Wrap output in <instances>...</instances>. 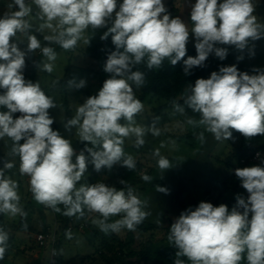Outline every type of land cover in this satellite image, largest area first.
Instances as JSON below:
<instances>
[{"label":"clouds","instance_id":"clouds-1","mask_svg":"<svg viewBox=\"0 0 264 264\" xmlns=\"http://www.w3.org/2000/svg\"><path fill=\"white\" fill-rule=\"evenodd\" d=\"M33 3L45 21L40 30L48 28L55 33L44 39L65 50L74 48L89 26L97 29L111 22L101 36L105 40L111 35L116 48L104 65L111 78L67 121L66 127H75L81 142L92 145L76 154L70 141L51 128L49 109L56 107L53 99L41 90L39 83L25 79V53L10 43L17 32H26L31 27L24 19L31 13V7L25 0H14L19 10L0 18V89H3L0 107L7 109L0 111V138L7 136L14 141L13 152L20 157V172L30 177V190L37 202L57 212L60 211L57 205L63 204V214L69 217L77 214L82 217L87 208L100 215L93 223L105 232L135 230L148 213L144 210L146 202L131 188L125 192L104 183L76 186L88 163L96 171L111 169L117 163L134 169V159L123 151L124 138L135 137L134 143L139 147L145 143L147 131L159 135L154 126L145 129L135 125L134 117L142 111L143 104L135 97L129 81L142 86L144 74L133 71V67L145 57L149 69L159 68L165 58L175 66L186 56L191 33L196 40L197 55L183 59L188 74L193 67L202 66L213 52L221 60L226 58L227 49L216 45L244 50L250 41L264 38V24L257 23L252 0H195L190 5L191 30L179 16L167 13L163 0H122L119 4L117 0H33ZM52 21L57 22L55 26ZM40 47L37 37L30 35L28 51ZM42 51L49 60H55L52 48L43 47ZM44 69L51 72L52 65L45 64ZM85 83L69 81L77 89ZM185 103L201 114L198 122L189 119L188 123L205 126L217 140L230 139L231 130L246 138L264 135V71L250 75L239 72L235 65L221 67L209 78L197 79ZM16 113L20 115L14 117ZM121 120L127 123L122 124ZM21 140L24 142L20 143ZM154 154L159 156L157 163L161 170L171 167L159 150ZM4 167L10 169L13 164L6 163ZM235 175L248 192L247 199L238 196L231 211L224 204L201 202L195 210L181 213L171 225L169 235V241L179 250L177 257L186 256L192 264H238L241 253L247 250L248 264H264V167L237 168ZM143 179L152 178L145 175ZM16 188L17 184L0 170V212L23 214L18 207L20 197ZM157 191L167 194L168 190L157 187ZM120 214L123 215L119 220L108 223L110 217ZM6 240L7 234L0 230V245H5ZM4 251L0 246V258ZM174 264L183 261L176 259Z\"/></svg>","mask_w":264,"mask_h":264},{"label":"rangeland","instance_id":"rangeland-1","mask_svg":"<svg viewBox=\"0 0 264 264\" xmlns=\"http://www.w3.org/2000/svg\"><path fill=\"white\" fill-rule=\"evenodd\" d=\"M117 2L118 4L122 3V0H117ZM25 3L32 9L31 13L24 17L31 27L26 32H17L10 43H15L17 47L25 53V67L23 69L25 79L33 83H39L41 90L44 91L47 96L51 97L56 105V107L49 109V115L53 119L51 128L54 131H58L63 138L68 139L75 153L79 154L81 151H84L86 147H92V145L90 142H81L77 129L75 127H66V124L68 120L75 116L77 108L82 105L88 97L97 95L104 81L111 78V74L104 71V66L99 59L93 58L85 53L90 41L96 43L101 40V36L107 32L108 27L111 26V22H109L107 27L97 29H93L89 26L82 33L81 39L77 41L76 46L72 49L65 50L59 44L54 42L50 43L44 39L45 36L54 35L55 33L52 29L48 28H44L41 31L40 26L45 21L41 19L39 8L33 3V0H25ZM163 3L165 8L173 3L175 5L179 4V17L187 24L189 30H191L193 25L190 19V5L194 4L195 0H163ZM252 3L254 6L256 5L254 0H252ZM257 8L258 13L253 12V15L257 18V23L264 24L262 19L264 17V7L258 5ZM17 10L19 9L18 6L14 5V0H0V18H3L6 13ZM52 23L55 26L57 22L52 21ZM30 35H35L41 44V47L33 52L28 51L27 48L28 37ZM86 41H89V43H86ZM258 41L259 40L250 41L249 45L244 50H238L235 46L230 45H216V47L227 49L226 58L221 60L214 52L209 54V66L203 78H209L214 71L219 72L221 67L233 65H235L237 69L241 66L242 68L238 70L241 73H248L250 75L256 74L254 68L250 66L249 63L246 64V62H249L254 53L260 52ZM195 43V37L190 33L189 41L186 46L195 47ZM262 43H264V38ZM43 47H50L54 50L56 55L55 60H49L43 54ZM39 51L42 52L40 55L38 53ZM45 64L52 65L51 72L44 69ZM261 64L256 68H262L263 66ZM80 80L86 82L85 86L82 88L77 89L69 85V81L79 82ZM129 84L131 83L129 82ZM0 94H3V89H0ZM134 94L135 97H137V94ZM166 102L167 100L165 98L149 96L142 103V111L136 114L137 117L134 118L135 125L144 127L145 129L154 126L159 129V135H153L152 132L147 131L144 136L145 143L139 147L134 143L135 137L124 138L122 147L125 156H131L134 161H140L142 163L141 168L135 174H133V169L130 170L126 167L129 174L124 179V182L128 184L136 182L138 185L142 186L141 181L143 177L152 169L155 171L157 169L158 173L165 176H171L176 173L174 170L176 171L177 169L179 172L185 170L187 174L189 171L198 167L204 156H209V162L214 167L224 168L225 174L236 177L235 166H237L239 160L237 155L239 147L241 145L251 144L255 142L256 139L253 137L246 138L236 130H231L232 137L230 139L221 138L217 140L211 132L206 131L205 126L189 124L188 120L190 118L187 117L183 111H179L176 106L172 105L161 109V106L166 104ZM0 111H7V109L0 107ZM19 115V113H16L14 117ZM191 120L198 122L200 119L191 118ZM120 123L126 124L127 121L121 120ZM201 133H203L202 139ZM23 142V140L20 141V143ZM13 147L14 141L11 138L7 136L0 138V170L4 171L6 178L11 179L17 184L16 191L20 197L18 207L21 208V210H23L24 205H28L31 199L34 201V205L26 209L29 213L26 223L36 228L32 233L26 230L18 231L12 229V233L18 238L17 242L22 245L21 248H24V246L33 247L32 252L20 253L19 256L21 259L19 264H35L41 252L42 258L40 264H54L55 260L53 256L57 252V248L48 245L47 248L42 249L38 246L36 238L41 232L45 233L42 229L43 225L47 226L50 233L55 231L57 237L61 236L62 232L59 227V221H57L53 211L50 210L52 209L51 207L39 203L34 199L30 190V177L21 174L20 157L13 152ZM156 150H159L160 156L170 161V168L161 170L158 167L157 162L159 156L154 154ZM85 155L87 156L88 153L86 152ZM74 161L75 157H73V162ZM226 162H229L232 166L227 167ZM6 163H12L13 167L10 169L5 168L4 165ZM257 165L264 167V160L259 159L255 163L249 162L245 165L243 164L241 168ZM112 170L113 168H102L101 176L95 178L92 184L104 183L107 186H114L123 181V179L116 175L113 177ZM95 172L94 165L88 163L86 172L76 186L79 187L81 184H90V177H92ZM236 180L240 181L237 177ZM202 191L203 189L201 187L197 188L199 196L204 199ZM137 194L138 193H136V195ZM225 196L231 197L232 193L228 191ZM177 198L174 206L176 209H179L182 197L178 194ZM229 201L231 200L225 201L223 198L219 199L217 202L213 200H204V202H209L213 204V206H219L221 204L227 205L228 209L231 211L236 204H231ZM39 210L45 217V220ZM90 216L93 217V221L99 219L94 212H91L89 217ZM20 218L21 213L13 215L6 212L5 220L11 223L18 224ZM111 219L118 220L119 218H117V216H112ZM92 228L98 229L99 237L102 233L110 234L114 232H105L94 223ZM92 228L77 227L63 234L59 251L63 256L64 264H70V259L72 257H84L85 255L95 252V247L90 245L88 241ZM115 233L122 236L124 231L121 228L119 231H115Z\"/></svg>","mask_w":264,"mask_h":264},{"label":"trees","instance_id":"trees-1","mask_svg":"<svg viewBox=\"0 0 264 264\" xmlns=\"http://www.w3.org/2000/svg\"><path fill=\"white\" fill-rule=\"evenodd\" d=\"M254 1L256 4L254 6V12L258 13L257 7L258 5L264 7V0ZM220 2L222 1L220 0ZM166 10L172 17L179 16V4H170L166 7ZM262 19L264 22V17ZM259 41L260 52L254 53L249 62H246V64L249 63V65L254 68L256 73L257 70L264 71L263 38L259 39ZM186 49V56L183 59H187L189 56L195 57L197 55L195 47L186 46ZM113 51H116V48L112 42L111 35H109L107 39H101L96 43L90 41L85 53L93 58L99 59L104 66L108 55ZM183 59L173 66L170 63V59L165 58L159 68L149 69L147 67V57H145L143 62L135 65L132 69L133 71H140L144 74L143 85L138 87L132 81L129 82L131 83L130 85L132 86L133 92L137 94L136 98L140 100L141 103H143L149 96L165 98L167 102L161 106V109L172 105L176 106V108L179 106V108H182L185 115L190 119H201V114L194 112L189 108L185 103V100L191 95V88L194 86L195 81L199 78H203V75L209 66V59L207 58L202 66L190 69L188 74H185ZM260 64L263 67L256 68L257 66H260ZM240 68L242 67H238L237 70ZM136 117L137 115H135L134 118ZM253 138L256 139L255 142L248 145H241L239 147L237 153L239 160L237 166H235V170L241 168L243 164L245 165L252 162L248 160V157L257 151L261 152L259 159L264 160V135H257ZM242 158H247V160L242 163ZM141 166L142 163L140 161H135L133 174L137 173ZM226 166L231 167L232 165L229 162H226ZM112 168L113 177L116 175L123 179L124 182V179L129 174L126 167L117 163L113 165ZM177 170H174L176 173L171 176H165L158 173L157 169L156 171L152 169L146 174L152 178L151 181H145L143 179L141 181L142 186L138 185L136 182H131L129 184L119 182L114 186L112 185V187H115L117 190H124L125 192L131 188L134 191V194L138 193L137 196L142 201L146 202L144 208L148 213L146 218L135 227V230L122 228L124 231L122 236H119L118 233L116 234L114 231L110 234L102 233L99 237L98 229L92 228L93 217H89L91 212H89L87 208L84 209V215L82 217L79 216V214L69 217L63 214L65 211V206L63 204L57 205L60 209L59 212L51 207L52 209L50 210L53 211L57 221H59V227L62 232L61 236L57 237V241L53 245V247L57 248V252L53 256L55 260L54 264H64L63 256L59 249L62 244L63 234L67 233V228L69 226H72V228H92L88 241L90 245L95 247V252L92 254L85 255L84 257H72L70 259V264H174L176 259L183 261V264H192L186 256L177 257L176 253L179 250L173 242L169 241L170 228L175 220L181 215V213L189 209L195 210V208L198 207L201 202H204V200H213L214 202H217L219 199L223 198L225 201L231 200L229 201L231 204H236L238 196L244 197L249 194L241 186V182L236 180V177H232L230 174H225L224 168H218L211 165L209 162V156H204L198 167L189 171L187 174L185 170L180 172ZM100 174L101 170L96 171L95 174L90 177V184L94 183L95 178H99L101 176ZM157 187L167 189V194L157 191ZM198 187L203 189L202 192L204 199L199 196L197 192ZM228 191L232 193L231 197L225 196ZM178 194L181 195L182 199L179 204L180 208L176 209L174 205L178 199ZM31 205H34L32 199L28 202V205L23 206V214H21L18 224L5 220L6 212H0V230L7 234L5 245H0L5 248L4 255L0 258V264H19L21 259L19 256L20 253L33 251V247L31 246H24V248H21L22 245L17 242L18 238L12 233V229L18 231L26 230L29 233H32V231L36 229L33 225L30 226L26 223L27 217L29 216L26 209ZM95 214L99 219L101 218L98 213ZM41 215L45 220L42 213ZM116 216L120 219L122 214ZM115 221L116 220H112L110 217L108 223H113ZM42 229L45 233L49 232L46 225H43ZM48 245L51 244L40 246V248L45 249ZM41 253L36 259L37 261L35 264H40L42 258ZM238 264H248L247 250L241 253V260Z\"/></svg>","mask_w":264,"mask_h":264},{"label":"built area","instance_id":"built-area-1","mask_svg":"<svg viewBox=\"0 0 264 264\" xmlns=\"http://www.w3.org/2000/svg\"><path fill=\"white\" fill-rule=\"evenodd\" d=\"M261 155V152L257 151L253 155L248 157L249 161L256 162L259 160V157ZM247 160V158H242L241 162L244 163ZM248 195H245L243 198L247 199ZM73 228L72 226H69L67 228V231H71ZM38 245L39 246H46L47 244H51L52 246L56 243L57 241V235L54 232H48V233H43L41 232L40 234L37 235L36 238Z\"/></svg>","mask_w":264,"mask_h":264},{"label":"crops","instance_id":"crops-1","mask_svg":"<svg viewBox=\"0 0 264 264\" xmlns=\"http://www.w3.org/2000/svg\"><path fill=\"white\" fill-rule=\"evenodd\" d=\"M38 53H39V55L41 54V52H40V51H39Z\"/></svg>","mask_w":264,"mask_h":264}]
</instances>
